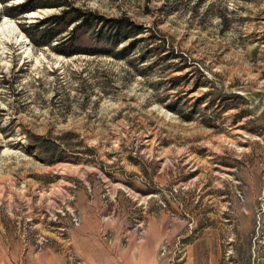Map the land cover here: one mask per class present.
Returning a JSON list of instances; mask_svg holds the SVG:
<instances>
[{
    "label": "rangeland",
    "instance_id": "1",
    "mask_svg": "<svg viewBox=\"0 0 264 264\" xmlns=\"http://www.w3.org/2000/svg\"><path fill=\"white\" fill-rule=\"evenodd\" d=\"M25 1L0 0L27 38L0 36V264H264V0ZM68 7L125 55L36 46Z\"/></svg>",
    "mask_w": 264,
    "mask_h": 264
},
{
    "label": "trees",
    "instance_id": "2",
    "mask_svg": "<svg viewBox=\"0 0 264 264\" xmlns=\"http://www.w3.org/2000/svg\"><path fill=\"white\" fill-rule=\"evenodd\" d=\"M3 3H8L13 0H1ZM37 0H27L23 3H18L6 9V14L10 17H18L23 14H28V12L35 11L40 7H58L61 4L55 5L54 3H36ZM122 20H112L111 23L103 21L102 18L96 17L92 13H85L76 8H69L63 10L59 15H52L45 18L43 21L39 22L34 26V29L38 30L37 40L31 33H27L30 38H32L34 44L39 47L49 45L55 41H58L59 35L68 31L69 28L73 27L72 31L69 33V38L65 41H61L58 45L63 46L58 52H61L67 56H73L76 53H85L93 55H110L112 57H120L125 55V52L118 51L120 44L122 43L121 37H119V26ZM116 23H119L117 25ZM99 26L100 31L96 36L97 43L94 46H90L88 49L80 48L79 41L85 37L88 33L89 28H96ZM42 28V29H41ZM104 28L109 29L107 33L102 34ZM92 45V44H90ZM80 48V49H79ZM129 48H123V50L128 51ZM126 51V53H127Z\"/></svg>",
    "mask_w": 264,
    "mask_h": 264
},
{
    "label": "bare ground",
    "instance_id": "3",
    "mask_svg": "<svg viewBox=\"0 0 264 264\" xmlns=\"http://www.w3.org/2000/svg\"><path fill=\"white\" fill-rule=\"evenodd\" d=\"M5 34H11L13 35V38L17 40V42L26 44L27 38L24 36V33L19 30L16 24H12L9 21H5L0 26V36Z\"/></svg>",
    "mask_w": 264,
    "mask_h": 264
}]
</instances>
